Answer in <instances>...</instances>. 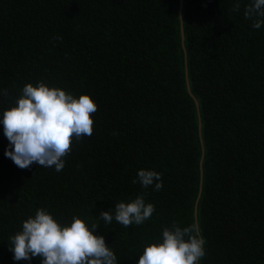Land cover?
Here are the masks:
<instances>
[{"label":"trees","instance_id":"obj_1","mask_svg":"<svg viewBox=\"0 0 264 264\" xmlns=\"http://www.w3.org/2000/svg\"><path fill=\"white\" fill-rule=\"evenodd\" d=\"M249 3L0 0V118L26 83L98 106L93 134L73 141L59 172L18 168L0 124V264H41L9 249L39 208L61 224H100L117 264H137L174 221L199 225V264H264V24L244 18ZM140 169L159 172L163 188H143ZM138 195L155 207L143 224L99 218Z\"/></svg>","mask_w":264,"mask_h":264},{"label":"clouds","instance_id":"obj_2","mask_svg":"<svg viewBox=\"0 0 264 264\" xmlns=\"http://www.w3.org/2000/svg\"><path fill=\"white\" fill-rule=\"evenodd\" d=\"M239 7L237 3L233 10ZM244 18L252 20V27L259 29L264 24V0H250L244 8ZM97 110L88 94L77 97L44 82L26 83L15 105L7 108L0 118L9 142L5 156L20 169H28L35 163L62 171L73 141L93 134V114ZM137 176L143 188L153 185L156 191L163 188L157 171L140 169ZM154 211V205L138 195L129 202L115 203L114 214L101 211L99 218L105 224L115 220L127 228L133 223L143 224ZM99 225L92 223L89 227L75 215L70 223L61 224L47 210L39 208L34 216L23 221L22 230L11 236L9 249L16 261L39 257L41 264H117L104 236L95 234ZM204 245L197 223L181 227L174 221L171 227L163 228L162 238L143 248L137 264H199L206 254Z\"/></svg>","mask_w":264,"mask_h":264},{"label":"water","instance_id":"obj_3","mask_svg":"<svg viewBox=\"0 0 264 264\" xmlns=\"http://www.w3.org/2000/svg\"><path fill=\"white\" fill-rule=\"evenodd\" d=\"M181 31H182V40H183V45H184V41H185V31H184V25H183V23H182V29H181ZM187 86H188V91H189L190 95L194 98V100L196 102V105H197V107L199 109V106H200L199 101L195 97V95L193 94L192 88H191V85H190V82H189V79H188V68H187ZM199 126H200V134H201V130H202L201 118H200V125ZM201 141H202V144H203V139H201ZM204 157H205V150H204V147H203V154H202V158H201V162H200V164H201V188H200V193H199V199H200V196L202 194V183H203V175H204V171H203V167L202 166H203ZM195 215H196V218H197V216H198L197 205H196Z\"/></svg>","mask_w":264,"mask_h":264}]
</instances>
